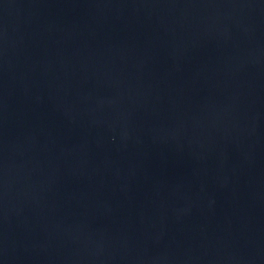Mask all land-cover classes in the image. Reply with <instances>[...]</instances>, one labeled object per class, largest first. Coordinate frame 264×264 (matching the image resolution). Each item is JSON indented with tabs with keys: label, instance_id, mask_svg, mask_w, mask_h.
Instances as JSON below:
<instances>
[{
	"label": "water",
	"instance_id": "water-1",
	"mask_svg": "<svg viewBox=\"0 0 264 264\" xmlns=\"http://www.w3.org/2000/svg\"><path fill=\"white\" fill-rule=\"evenodd\" d=\"M0 264H264V0H0Z\"/></svg>",
	"mask_w": 264,
	"mask_h": 264
}]
</instances>
